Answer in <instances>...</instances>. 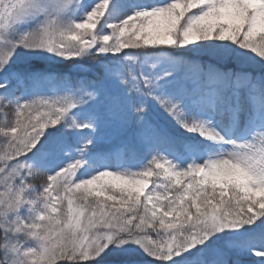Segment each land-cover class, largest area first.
<instances>
[{
  "label": "snow or ice",
  "instance_id": "6c2138e0",
  "mask_svg": "<svg viewBox=\"0 0 264 264\" xmlns=\"http://www.w3.org/2000/svg\"><path fill=\"white\" fill-rule=\"evenodd\" d=\"M0 264H264V0H0Z\"/></svg>",
  "mask_w": 264,
  "mask_h": 264
},
{
  "label": "trees",
  "instance_id": "16d2710c",
  "mask_svg": "<svg viewBox=\"0 0 264 264\" xmlns=\"http://www.w3.org/2000/svg\"><path fill=\"white\" fill-rule=\"evenodd\" d=\"M114 260H118V261H120L121 259H123V257H120V256H113L112 257Z\"/></svg>",
  "mask_w": 264,
  "mask_h": 264
},
{
  "label": "rangeland",
  "instance_id": "374dc122",
  "mask_svg": "<svg viewBox=\"0 0 264 264\" xmlns=\"http://www.w3.org/2000/svg\"><path fill=\"white\" fill-rule=\"evenodd\" d=\"M110 259L118 262V260H114L112 257H110ZM241 259L246 261L248 259V257H241Z\"/></svg>",
  "mask_w": 264,
  "mask_h": 264
}]
</instances>
